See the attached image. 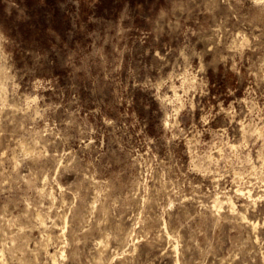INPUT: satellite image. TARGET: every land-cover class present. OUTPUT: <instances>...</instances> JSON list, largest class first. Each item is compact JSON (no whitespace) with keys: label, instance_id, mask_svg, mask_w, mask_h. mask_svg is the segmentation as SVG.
<instances>
[{"label":"rangeland","instance_id":"1","mask_svg":"<svg viewBox=\"0 0 264 264\" xmlns=\"http://www.w3.org/2000/svg\"><path fill=\"white\" fill-rule=\"evenodd\" d=\"M0 264H264V0H0Z\"/></svg>","mask_w":264,"mask_h":264},{"label":"bare ground","instance_id":"2","mask_svg":"<svg viewBox=\"0 0 264 264\" xmlns=\"http://www.w3.org/2000/svg\"><path fill=\"white\" fill-rule=\"evenodd\" d=\"M239 190H240V189H239ZM241 192H243V191H241ZM246 194H247V193H246ZM248 194H249L250 197H253V194H251V193H248ZM254 199H256V198H254ZM233 206H234V205H233ZM49 252H50V251H49ZM53 256H54V259H55V261H56L57 259H56L55 254H53Z\"/></svg>","mask_w":264,"mask_h":264}]
</instances>
